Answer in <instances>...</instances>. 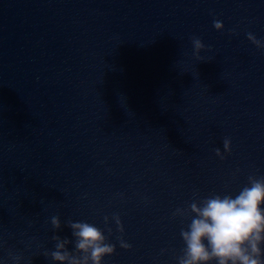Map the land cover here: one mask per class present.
<instances>
[{"label": "water", "instance_id": "obj_1", "mask_svg": "<svg viewBox=\"0 0 264 264\" xmlns=\"http://www.w3.org/2000/svg\"><path fill=\"white\" fill-rule=\"evenodd\" d=\"M249 32L264 40V0H0V264H60L69 220L115 244L102 264H178L175 210L264 176Z\"/></svg>", "mask_w": 264, "mask_h": 264}, {"label": "clouds", "instance_id": "obj_2", "mask_svg": "<svg viewBox=\"0 0 264 264\" xmlns=\"http://www.w3.org/2000/svg\"><path fill=\"white\" fill-rule=\"evenodd\" d=\"M217 30L223 29L221 21L213 22ZM248 39L257 48H264V40L249 32ZM193 54L200 59V51L205 48L199 37H192ZM224 151L231 152V139L223 141ZM216 155L224 159V153L215 149ZM264 176L248 177V184L238 194H215L199 201L194 200L187 208H177L173 215L191 216L187 228H182L180 235L185 247L182 255L177 257L178 264H264ZM194 214V215H192ZM117 230L124 232L119 214H113ZM109 217L105 216V225ZM53 228H61L59 216L51 217ZM72 230L73 240L59 235L55 250L46 252L60 264H102L104 256L115 252L116 246L108 242L104 230L84 221H67ZM112 232L110 227L107 228ZM120 247L129 249L131 244L122 236L117 237ZM74 243V250L67 245ZM17 262L21 259L14 255Z\"/></svg>", "mask_w": 264, "mask_h": 264}]
</instances>
